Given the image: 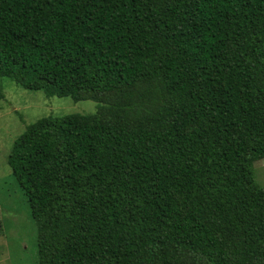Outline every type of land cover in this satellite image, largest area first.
Returning <instances> with one entry per match:
<instances>
[{
  "label": "trees",
  "instance_id": "1",
  "mask_svg": "<svg viewBox=\"0 0 264 264\" xmlns=\"http://www.w3.org/2000/svg\"><path fill=\"white\" fill-rule=\"evenodd\" d=\"M2 78L97 104L7 156L35 264H264V0H0Z\"/></svg>",
  "mask_w": 264,
  "mask_h": 264
},
{
  "label": "rangeland",
  "instance_id": "2",
  "mask_svg": "<svg viewBox=\"0 0 264 264\" xmlns=\"http://www.w3.org/2000/svg\"><path fill=\"white\" fill-rule=\"evenodd\" d=\"M0 264L36 263V228L24 192L12 177L7 156L26 127L46 116L93 114V101L74 102L69 97H46L0 79ZM255 182L264 187V159L252 164Z\"/></svg>",
  "mask_w": 264,
  "mask_h": 264
}]
</instances>
